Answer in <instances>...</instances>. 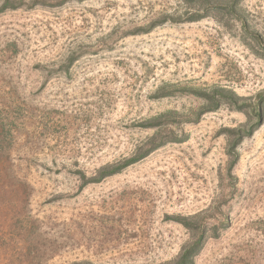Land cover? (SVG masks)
<instances>
[{"label": "rangeland", "instance_id": "374dc122", "mask_svg": "<svg viewBox=\"0 0 264 264\" xmlns=\"http://www.w3.org/2000/svg\"><path fill=\"white\" fill-rule=\"evenodd\" d=\"M12 1L0 264H264V0Z\"/></svg>", "mask_w": 264, "mask_h": 264}, {"label": "trees", "instance_id": "16d2710c", "mask_svg": "<svg viewBox=\"0 0 264 264\" xmlns=\"http://www.w3.org/2000/svg\"><path fill=\"white\" fill-rule=\"evenodd\" d=\"M185 2L187 3H205V4H212V1L213 0H184ZM233 3H232V12H235L234 11V8H236L238 5H239V2L241 0H232ZM42 2V1H41ZM216 5L214 6L215 8L218 7V2L215 1L214 2ZM43 4H46V3H43ZM22 3H17L15 1H12V0H5V3L3 4L2 8H1V11L0 13H3L5 11H8V10H16L18 8H21ZM222 8V6H220ZM230 8V7H229ZM196 20H199V19H195ZM243 27L245 29L246 32H248V25L247 23L244 21L243 23ZM220 91H217V94H220L221 98H224V99H216V105L215 107H213L212 109L210 110H207L205 111L206 113L207 112H212V111H215L218 107H219V102H221V100H229L231 102H236L235 100V96L234 95H231L229 97H224L225 95H223L222 93H219ZM262 101H259L258 104L256 105V107H254L253 109L256 110L255 114L256 116L258 117L259 119V123L262 124L263 122V116H262ZM258 123V124H259ZM257 125L256 127H253L252 129H250L248 131V133H245V132H240V134L238 135V138L236 139V141H234L232 144H231V147H230V156L232 158V164H231V167H234L237 163H238V155H237V149L239 147V145L242 143V141L244 140L245 137L247 136H250V134L252 135L254 133V131L256 130V128L258 126ZM148 155V154H147ZM147 155H145L144 157H136V158H132L130 160H128L125 164L121 165V166H118V167H115L111 170H104L100 173L99 175V178L98 179H93L92 181H90L89 183H99L101 182L102 180L108 178V177H111V176H115V175H118L120 173H122L126 168L136 164L137 162L141 161L142 159H144ZM3 172V173H2ZM7 172V168H2L0 169V174H4ZM187 228H194L192 223H183ZM207 234H208V231L207 229H203L199 232V235L197 237V239L190 245L186 246L183 250H182V253L180 254L179 258L173 262V263H170V264H194L195 263V259L199 256V254L202 252V250L204 249V246H205V242L207 240Z\"/></svg>", "mask_w": 264, "mask_h": 264}]
</instances>
